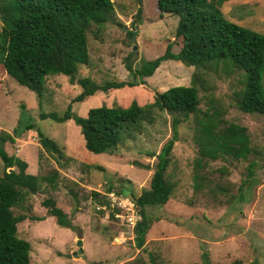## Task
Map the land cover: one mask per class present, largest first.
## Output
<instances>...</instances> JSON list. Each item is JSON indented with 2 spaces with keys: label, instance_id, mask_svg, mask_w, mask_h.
Wrapping results in <instances>:
<instances>
[{
  "label": "rangeland",
  "instance_id": "1",
  "mask_svg": "<svg viewBox=\"0 0 264 264\" xmlns=\"http://www.w3.org/2000/svg\"><path fill=\"white\" fill-rule=\"evenodd\" d=\"M111 1L113 21L91 24L86 31L88 61L76 66L73 84L63 75L47 76L37 95L0 73V131L11 134L16 126L19 131L3 148L26 163L27 174L39 178L38 191L12 209L24 216L16 235L30 246L28 264H201L203 253L210 264H264V115L236 108L240 72L212 67L197 88V113L178 124L169 152L165 176L173 185L172 194L163 206L147 209L158 221L140 249L134 247L131 230L138 217L129 196L134 199L148 188L156 155L172 138L171 117L153 107L150 122H141L111 154L99 155L84 149L72 118H39L42 113L60 116L69 104L72 117H85L98 106L132 101L143 106L151 104L156 93L189 85L194 69L167 60L151 76L135 79L136 86L72 103L80 92L79 79L98 84L133 81L124 62L137 68L161 55L166 44L172 53L180 48L177 17L164 14L159 19L156 0ZM218 11L225 20L264 35V0H224ZM127 32H134L133 45ZM204 113L244 127L249 145L259 154L246 159L201 156ZM28 124L33 128L24 129ZM37 131L57 146L61 157L41 149ZM250 162L255 165L248 177ZM2 172L0 161V176ZM108 187L118 193H106ZM45 199H52L70 218L72 229L59 227L47 216L40 205ZM78 231L83 253L66 258L76 250Z\"/></svg>",
  "mask_w": 264,
  "mask_h": 264
},
{
  "label": "trees",
  "instance_id": "2",
  "mask_svg": "<svg viewBox=\"0 0 264 264\" xmlns=\"http://www.w3.org/2000/svg\"><path fill=\"white\" fill-rule=\"evenodd\" d=\"M223 1L156 0L159 19L164 14L177 17L175 38L180 41L178 52L172 53L170 44H166L161 55L142 61L137 68L124 62L133 81L110 80L98 84L89 78L79 79L80 92L72 103L136 86L135 79L140 81L151 76L159 64L167 60L194 69L188 86H174L156 93L152 103L143 106L132 101L126 106L94 107L87 111L85 117H72L70 104L60 116L39 114V118L54 122L72 118L80 129L84 149L95 155L111 154L122 140L131 137V132L141 122H150L153 107L171 117L172 138L156 155L148 188L134 198L138 219L131 231L136 249L143 246L147 231L158 221L147 209L163 206L172 194L173 185L165 172L173 138L178 124L197 113V88L204 83L208 71L221 65L225 73L233 69L240 72L241 89L235 98L236 108L245 114L264 115V35L225 20L218 11ZM110 21H113L111 0H0V73L37 95L47 76L63 75L73 84L76 66L85 65L88 61L86 31L89 25ZM127 35L132 37L134 32H127ZM213 115L204 113V122L200 124L201 156L215 159L226 155L233 159H246L249 155L259 154L249 145L244 127L226 124ZM32 128L31 124L24 127L27 130ZM18 135L17 126L11 134L0 131L3 169L0 176V264L29 262L30 246L16 235V225L23 221L24 216L14 215L12 209L21 204L25 195L38 191L39 178L27 174L26 163L7 155L3 148L5 143L12 144ZM36 138L46 153L55 159L61 157L57 146L39 131ZM254 165L249 163L248 177L252 176ZM9 168L14 169L6 172ZM110 191L114 190L108 187L106 193ZM40 205L56 225L73 228L70 218L54 205L52 199H45ZM112 215L109 214L110 217ZM201 256V264H210L206 253Z\"/></svg>",
  "mask_w": 264,
  "mask_h": 264
},
{
  "label": "water",
  "instance_id": "3",
  "mask_svg": "<svg viewBox=\"0 0 264 264\" xmlns=\"http://www.w3.org/2000/svg\"><path fill=\"white\" fill-rule=\"evenodd\" d=\"M134 39H135L134 36H132V37H131V44H132V45H133V40H134ZM133 50H135V46H132V51H133ZM7 171H10V169L7 170ZM129 198L132 200L133 203L135 202L134 199H132L130 196H129ZM75 246H76V250L73 251L71 254H66V255H65L66 258H70L71 256H72V257H76L77 254H81V253H83V250H82V238H81V232H80V231H78V232L76 233Z\"/></svg>",
  "mask_w": 264,
  "mask_h": 264
},
{
  "label": "built area",
  "instance_id": "4",
  "mask_svg": "<svg viewBox=\"0 0 264 264\" xmlns=\"http://www.w3.org/2000/svg\"><path fill=\"white\" fill-rule=\"evenodd\" d=\"M111 196H112V194H111ZM111 196H110V197H111ZM135 221H136V220H135Z\"/></svg>",
  "mask_w": 264,
  "mask_h": 264
}]
</instances>
